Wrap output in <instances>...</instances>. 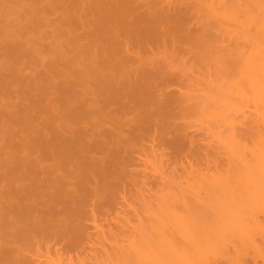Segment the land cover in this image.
<instances>
[{
	"label": "rangeland",
	"instance_id": "1",
	"mask_svg": "<svg viewBox=\"0 0 264 264\" xmlns=\"http://www.w3.org/2000/svg\"><path fill=\"white\" fill-rule=\"evenodd\" d=\"M212 1L0 0V264H264V0Z\"/></svg>",
	"mask_w": 264,
	"mask_h": 264
},
{
	"label": "bare ground",
	"instance_id": "2",
	"mask_svg": "<svg viewBox=\"0 0 264 264\" xmlns=\"http://www.w3.org/2000/svg\"><path fill=\"white\" fill-rule=\"evenodd\" d=\"M217 1H218V2L212 1V3L215 2V3H217L218 5H219L220 3H222V2H220V0H217ZM223 1H224V0H223ZM215 3H214V4H215ZM225 3H226V2H225ZM217 4H216V5H217ZM227 4H228V3H227ZM221 5H222V4H221ZM212 7H213V5H212ZM212 7H211V5H210V8H212ZM215 7H216V6H215ZM220 7H221V6H220ZM226 7H227V6H226ZM261 7H262V9L260 10V8H259L260 11H259L258 13H260V12L262 13V10L264 11L263 6H261ZM218 8H219V6H218ZM218 8H217V9H218ZM223 8H224V7H223ZM226 9H227V8H226ZM218 10H219V9H218ZM211 11H213V9H212ZM214 11L217 12L216 9H214ZM256 11H258V10H256ZM212 13H213V12H212ZM127 14H128V13H127ZM262 14L264 15V12H263ZM148 17H149V16H148ZM262 17H263V16H262ZM262 17H261V18H262ZM150 18H151V17H150ZM150 18H149V20H150ZM154 18H155V17H154ZM138 19H139V18H138ZM144 19H145V18H144ZM156 19H157V18H156ZM156 19H155V20H156ZM149 20H148L147 24H146V21L144 22V24H146V25H148V26L150 25V26H149V28H150L151 26H154V24L152 25L151 22H149ZM152 20H153V18H152L150 21H152ZM157 20H158V19H157ZM157 20H156V22H157ZM130 21H131V20H128V22H130ZM160 21H161V20L158 21V24H159ZM134 22H135V21H134ZM139 23H140V20H139ZM126 24H127V22H126ZM128 24H129V23H128ZM130 24H132V23H130ZM134 24H135V23H134ZM159 25H160V24H159ZM161 25H162V24H161ZM161 25H160V26H161ZM129 26H130V25H129ZM134 26H135V25H134ZM134 26H133V27H134ZM160 26H159V27H160ZM162 26H163V25H162ZM162 26H161V27H162ZM183 26H184V25H183ZM261 27H262V30H261V32H262V31H264V30H263V27H264V26H261ZM123 28H126V27H123ZM127 28H128V27H127ZM137 28H138V27H137ZM141 28H142V26H141ZM152 28H153V27H152ZM177 28H178V27H177ZM139 29H140V28H139ZM183 29H184V28H181V30H180V29H179V30L182 31ZM127 30H128V29H127ZM129 30H130V29H129ZM131 30H132V29H131ZM131 30H130V31H131ZM135 30H138V29L135 28ZM149 30H151V29H149ZM123 31H124V30H123ZM130 31H129V32H130ZM132 31H134V30H132ZM153 31H154V30H153ZM163 31H164V30H163ZM125 32H126V31H124V33H125ZM136 32H137V31H136ZM136 32H135V33H136ZM146 32H147V31H146ZM146 32H145V33H146ZM182 32H183V31H182ZM132 33H133V32H132ZM132 33H131V34H132ZM145 33H144V35H145ZM153 33H154V32H153ZM133 34H134V33H133ZM142 34H143V33H142ZM152 35H153V34H152ZM180 35H181V34H180ZM263 35H264V33H263ZM263 35H262V36H263ZM134 36H135V34H134ZM141 36H142V35H141ZM182 36H183V35H182ZM126 37H127V36H126ZM131 37H132V36H131ZM145 37H147V35H145ZM148 37H149V35H148ZM148 37H147V38H148ZM155 37H156V36H155ZM184 37H185V36H184ZM128 39H130V38H128ZM135 39H136V38H135ZM145 39H146V38H145ZM185 39H186V38H185ZM146 40H147V39H146ZM153 40H154V39H153ZM189 40H190V39H189ZM139 42H140V41H139ZM148 42H149V41H148ZM151 42H152V41H151ZM151 42L148 43V44H151ZM127 43H129V42L127 41ZM148 44H147V45H148ZM248 56H249V55H248ZM248 56H246V57L249 58ZM252 56H253V55H252ZM255 56H256V55H255ZM253 57H254V56H253ZM262 57H263V56H262ZM244 58H245V57H244ZM244 58H243V59H244ZM255 59H256V58H255ZM257 59H258V58H257ZM244 60H245V59H244ZM248 60H249V61H248ZM258 60H259V59H258ZM254 61H255V60L252 61V59L250 60V58H249V59H247V62L245 61L246 63L244 62L245 64L243 63L244 65L242 64V61H241V64H240L241 67H239V69L242 68V75H241V76H243V79H240V80H241V81L244 80V82H241L240 84L245 83V84H243V86L246 85V86L248 87V89H250L251 91H253V92H254V96H255V98H257V99L259 100V99H261V98L264 99V97H262V96H264V94H262V93H264V85L259 83V82L264 83V82H263V80H264V71H262V70L264 69V67H262V66L260 67L259 64H257V63L255 64V62H256L257 60H256L255 62H254ZM262 62H263V59H262ZM260 63H261V62H260ZM263 64H264V62H263ZM263 64H261V65H263ZM242 66H243V67H242ZM261 68H263V69H261ZM239 69H238V70H239ZM240 70H241V69H240ZM240 70L238 71L239 73L241 72ZM155 75H156V74H155ZM150 76H151V75H150ZM153 77H154V75H153ZM262 78H263V79H262ZM260 79H262V81H261ZM261 85H263V86H262L263 88H261ZM144 86H145V85H144ZM249 86H250V88H249ZM136 87H137V86H136ZM148 87H149V86H148ZM141 88H142V87H141ZM145 88H146V87H145ZM145 88H143V89L145 90ZM245 88H246V87H245ZM121 89H122V88H121ZM143 89H142V90H143ZM246 89H247V88H246ZM248 89H247V90H248ZM262 89H263V90H262ZM140 90H141V89H140ZM111 91H113V90H111ZM122 91H123V90H122ZM136 91H137V93H138V91H139L138 87H137V90H136ZM146 91H147V89H146ZM251 91H250V92H251ZM118 93H119V92H118ZM144 93H145V91H144ZM147 93H148V92H147ZM150 93H151V92H150ZM112 94H114V93H112ZM142 94H143V92H142ZM148 94H149V93H148ZM115 95H117V94H115ZM251 95H252V94H251ZM261 95H262V96H261ZM150 96H151V95H150ZM260 97H261V98H260ZM131 98H132V96H131ZM252 98H253V97H252ZM257 99H255V100L257 101ZM263 99H261V100L264 101ZM112 100H113V99H112ZM138 100H139V99H138ZM261 100H259V101H261ZM139 101H140V100H139ZM110 102H111V100H110ZM114 102H116V101H114ZM141 102H143V101L141 100ZM141 102H137V103H140V104H141ZM107 103H108V102H107ZM260 103H261V102H260ZM261 104H262V103H261ZM142 105H144V104H142ZM219 115H220V114H219ZM219 115H217V116H219ZM77 117H78V116H77ZM219 117H221V116H219ZM79 134H80V133H79ZM65 138H66V137H65ZM69 138H70V137H69ZM71 138H72V137H71ZM74 138H75V137H74ZM77 139H78V138H77ZM72 140H73V139H72ZM69 141H70V140H69ZM78 142H80V141H78ZM62 143H63V142H62ZM60 144H61V143H60ZM68 145H69V144H68ZM71 145H73V144H71ZM55 146H56V145H55ZM57 146H58V145H57ZM100 146H101V145H100ZM46 147H47V146H46ZM62 147H63V146H62ZM97 147H98V146H97ZM53 148H54V147H53ZM63 148L66 149L67 147H63ZM74 148H75V147H74ZM87 148H88V150L90 149L89 147H86L85 150H86ZM58 149H59V148H58ZM67 149H68V148H67ZM75 149H76V148H75ZM55 150H56V149H55ZM80 150H82V149H80ZM85 150H84L83 152H85ZM58 151H59V150H58ZM68 151H69V150H68ZM68 151H67V152H68ZM51 152H52V151H51ZM53 152H54V151H53ZM53 152H52V153H53ZM56 152H57V151H56ZM56 152H55V153H56ZM59 152H60V151H59ZM64 153H66V152H64ZM70 153H71V152H70ZM113 153H114V152H113ZM116 153H117V152H116ZM57 154H58V153H57ZM60 154H61V153H60ZM73 154H75V153H73ZM73 154L71 153V155H73ZM80 154H81V153H80ZM118 154H119V153H118ZM50 155L53 156L51 153H50ZM63 155H65V154H63ZM75 155H76V154H75ZM47 156H48V155H47ZM55 156H56V155H55ZM55 156H53V157H55ZM61 156H62V155H61ZM112 156H113V155H112ZM117 156H118V155H117ZM120 156H121V155H120ZM68 157H69V155H68ZM77 157H78V155H77ZM59 158H61V157H59ZM114 158H115V157H114ZM120 158H121V157H120ZM63 159H64V158H63ZM73 159H74V158H73ZM115 159H116V158H115ZM117 159H118V158H117ZM117 159H116V160H117ZM71 160H72V159H71ZM74 160H75V159H74ZM76 160H77V159H76ZM69 161H70V160H69ZM69 161H68V162H69ZM84 161H85V160H84ZM84 161H83V162H84ZM118 161H119V160H118ZM64 162H65V161H64ZM66 162H67V161H66ZM76 162L79 163L80 161L77 160ZM111 162H112V159H111ZM112 163H113V162H112ZM71 164H72V163H71ZM71 164H70V166H71ZM73 164L75 165V161L73 162ZM120 164H121V161H119V165H120ZM114 165H118V162H116V164L114 163ZM71 167H73V166H71ZM112 168H114V167H112ZM107 170L110 171L111 169H110V170L107 169ZM113 170H114V169H113ZM111 171H112V170H111ZM105 172H107V171H105ZM112 172H113V171H112ZM107 174H109V172H108ZM102 177H104V176H102ZM106 177H107V176H106ZM106 177H104V178L106 179ZM87 178H88V177H87ZM87 180H88V179H87ZM106 180H107V179H106ZM52 182H53V181H52ZM53 183L55 184V181H54ZM53 183H52V184H53ZM245 190H247V189H245ZM247 191H248V190H247ZM248 193H249V192H248ZM61 195H62V193H61ZM244 196H245V195H244ZM248 200H249V199H248ZM237 204H238V203H237ZM237 204H236V205H237ZM236 205H235V206H236ZM237 206L240 208L239 205H237ZM238 207H236V208L238 209ZM238 211H239V214H240V210H238ZM235 212H237V210L234 211V214H235ZM239 214H238V215H239ZM231 215H232V214H231ZM235 215H236V214H235ZM235 215H234V216H235ZM238 215H237V218H238ZM239 217H240V216H239ZM240 220H241V219H240ZM256 220H257V219H256ZM256 222H257V221H256ZM238 223H239V221H238ZM240 223H241V222H240ZM255 264H256V263H255Z\"/></svg>",
	"mask_w": 264,
	"mask_h": 264
}]
</instances>
